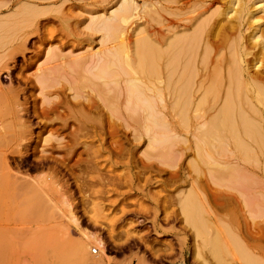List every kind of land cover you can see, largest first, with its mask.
<instances>
[{
  "label": "bare ground",
  "instance_id": "obj_1",
  "mask_svg": "<svg viewBox=\"0 0 264 264\" xmlns=\"http://www.w3.org/2000/svg\"><path fill=\"white\" fill-rule=\"evenodd\" d=\"M66 1L0 0V40L11 38L9 46L0 47L4 58L23 55L28 41L43 57L36 73L23 78L25 88L0 90L13 102L23 93L31 98L32 91L41 98L39 108L32 104L31 110L42 129L50 128L42 137L40 161L48 160L53 150L69 158L86 154L88 161L101 153L126 158L127 164L139 165L136 170L141 173L160 178L156 183L164 193L155 196L156 212L162 208L165 214V204L173 199L177 209L166 213V219L183 222L195 234L203 229L202 216L212 223L208 201H218L219 209L239 200L246 205L253 186L256 213H261L262 181L248 165L262 156V168L258 166L262 177L264 30L257 24L243 38L240 21L244 14H248L247 21L246 15L243 19L248 27L263 20L247 12L248 2L87 0L81 12L77 9L78 13L71 14L62 9ZM163 11L176 19L162 16ZM55 21L58 28L47 27ZM151 21L162 24L163 29L154 28ZM63 33L73 41L62 39ZM33 36L35 42L29 40ZM16 112L21 115L27 110ZM26 122L17 124L18 135L24 134V138L31 133ZM105 138L110 139L107 147ZM51 141L54 145H48ZM140 144L145 147L140 152L143 158L136 161L135 150ZM76 161L79 167L82 160ZM2 162L6 170L10 168L6 156ZM205 188L211 191L207 193ZM219 242L214 239L211 243L218 248ZM86 246L82 245V253Z\"/></svg>",
  "mask_w": 264,
  "mask_h": 264
},
{
  "label": "rangeland",
  "instance_id": "obj_2",
  "mask_svg": "<svg viewBox=\"0 0 264 264\" xmlns=\"http://www.w3.org/2000/svg\"><path fill=\"white\" fill-rule=\"evenodd\" d=\"M68 1L64 4L61 2L64 6L60 4V10L63 6V11L71 14L81 12L83 2H87ZM246 2L247 12L250 10L253 17L263 20H253L256 23L249 20L252 24L248 27L249 24L243 20L248 14H244L240 21L243 38L251 33V29L254 30L257 24L260 31L261 28L264 30L263 0ZM69 7L72 11H69ZM258 8H261V11H258ZM162 16L176 19V16L166 15L165 12ZM247 19L248 17L246 21ZM42 24L46 22L42 20ZM244 24H247V28ZM150 25L163 29L162 24L155 21H151ZM47 27L58 28L59 25L55 21L47 24ZM62 35V39H65V34ZM67 39L73 41L71 37ZM10 40L11 38L1 39L0 42L3 41L4 46L0 43V47L9 46ZM29 40L35 42L36 36ZM91 45L94 46L93 50L97 49L95 42ZM26 47L23 55L17 54L12 60L4 58L0 51V57L3 58L0 60V90L18 87L23 89L26 87L23 80L36 73L43 57L36 54L38 50L30 48L29 41ZM31 94V98L27 93L18 95L19 106H15L17 99L13 102L9 95L4 96L0 92V264H90V261L98 259H101L103 264H249L251 261L253 264H264V173L262 171L261 177V171H258V166L262 168V156L255 159L257 163L248 165L250 172L256 173L262 181V187H258L262 194V214L256 213L253 186L250 196L247 195L250 197L246 200L249 205L241 204L239 200L238 205L232 204L229 205L231 207L219 209L218 201H215L217 204L214 200L208 201L212 223L206 221L207 216H202L204 219L201 218V222L205 221L202 222L204 226L202 225L203 229L196 235L184 226L183 222L175 218L166 219V213L170 214L177 209L173 199L168 198L171 202L165 204V214L162 208L156 212L155 196L164 193V189L156 183L160 178L153 174L141 173L139 165L135 167V163L127 164L126 158L120 160L110 154L101 153L97 158L88 161L86 154L69 158L65 157L64 153L53 150L49 161L41 162L39 150L42 149V140L50 128L42 129L39 119L35 120L37 118L32 116V104L39 108L41 98L37 96V91H32ZM34 98L36 101L33 103ZM20 109H26L27 113L14 114ZM19 121L30 123L31 133L25 138L24 134L18 135L21 133L17 125ZM21 136L24 141H21ZM109 140L105 138V147L109 145ZM48 145H54V142L51 141ZM143 147L140 144L136 148V161L143 158H140V152L145 148ZM3 156H6L10 164L7 170L2 162ZM76 160H82L79 167L75 165L78 163ZM149 177L152 180L148 179ZM130 182H134L133 186L129 185ZM205 189L207 192L210 188ZM172 195L175 196L174 193ZM142 209L148 213H138ZM207 224H212L213 229ZM212 235L218 242L221 239L217 245L221 250L212 245ZM238 244L244 247L241 248ZM82 245H87L83 253ZM93 248L96 249V254L91 253ZM251 257L256 259L251 260Z\"/></svg>",
  "mask_w": 264,
  "mask_h": 264
},
{
  "label": "built area",
  "instance_id": "obj_3",
  "mask_svg": "<svg viewBox=\"0 0 264 264\" xmlns=\"http://www.w3.org/2000/svg\"><path fill=\"white\" fill-rule=\"evenodd\" d=\"M91 253L96 254V249L95 248L91 249Z\"/></svg>",
  "mask_w": 264,
  "mask_h": 264
}]
</instances>
